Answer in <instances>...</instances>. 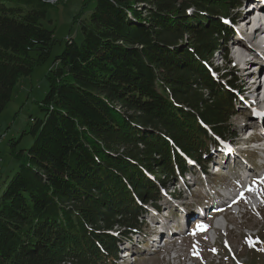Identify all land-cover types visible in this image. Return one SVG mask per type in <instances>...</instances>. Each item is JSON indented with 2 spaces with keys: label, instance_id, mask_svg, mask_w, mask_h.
<instances>
[{
  "label": "trees",
  "instance_id": "obj_1",
  "mask_svg": "<svg viewBox=\"0 0 264 264\" xmlns=\"http://www.w3.org/2000/svg\"><path fill=\"white\" fill-rule=\"evenodd\" d=\"M59 1L0 0V114L59 41L42 22ZM241 1L96 0L78 16L83 39H66L44 116L24 130L33 143L10 140L18 165L0 183V264H118L113 232L142 229L158 183L234 132L237 77L215 80L209 60L228 55L225 19Z\"/></svg>",
  "mask_w": 264,
  "mask_h": 264
},
{
  "label": "rangeland",
  "instance_id": "obj_2",
  "mask_svg": "<svg viewBox=\"0 0 264 264\" xmlns=\"http://www.w3.org/2000/svg\"><path fill=\"white\" fill-rule=\"evenodd\" d=\"M95 5L96 0H60L48 10L46 17L43 19L42 22L46 27L54 29L55 36L59 41L53 47L52 53L45 63L37 66L31 75L21 78V81L15 87L13 98L0 114V171H3V173L0 174L1 185L5 184V180L8 179L7 175H11L18 165V162L13 160L10 154V140L12 138H20L24 134V130L29 129L32 117L44 116V111L39 107V101L44 97L49 87L47 73L55 64L56 55L61 53L64 49L66 39L72 37L78 43L82 41L83 33L78 16H81V18L88 17ZM234 10L231 11L234 12ZM81 11L83 12L81 13ZM237 16H239V14H237ZM225 23L231 26V21L228 22L227 18L225 19ZM248 26L246 22L242 23L241 30L243 32H248ZM223 44L225 47L230 48L231 54H229V57L231 56V61H226L228 55L226 56L225 51H220L216 52L209 62L213 64L211 69L215 80H222L221 82L227 83L226 81H228L232 73L237 77L236 83L239 85L236 90L238 93V106L236 107L235 115L231 118V123L234 130V141L242 144L241 141L244 140L245 135L243 134L242 126L246 125V121L248 120L247 124L251 123V118H249L251 116L246 110L248 101L252 100L251 95H248V92L250 93L251 87H249V85L251 83L246 84L244 79L247 73L246 70L241 69L240 66L236 64V61H234L232 55L233 48L230 47V41L224 42ZM256 57L259 59V56ZM246 60L244 61H246L252 69L256 68L255 66L257 65L255 64L257 63L255 61L250 62L247 56ZM253 65H255V68ZM226 72L228 75L227 77ZM259 96H261V94L257 93L253 96V99L256 100ZM254 119L257 118L254 117ZM246 127L250 128V125ZM33 140L34 138L30 133L24 134L18 147H29L33 143ZM234 146H236V144H234ZM243 146L245 145L243 144ZM227 149L229 151L231 150V148H226V150ZM250 155L251 153H248V157ZM215 157H217L218 162L225 165V167L223 168L217 164L218 166L213 168V170L216 171L219 167L221 174L215 173L210 175L209 179H223L224 184L230 183L231 177L236 175L234 171L237 170V167H240L239 162H242L240 155H234L232 153V157H230L227 162L224 158H220L219 153H217ZM200 175L199 177H201ZM201 183L202 184H192L190 182L189 187L193 192L190 194L191 196L182 189L180 199H173V202L170 204L172 212H186L188 216V228L183 237V245H181L178 259H175L172 253H170L174 245L170 246L168 251L162 253H151L143 251L142 249L139 250V245L142 241H137L136 238L150 231V229L143 224V229L138 230L136 233H130L131 235H122L119 233V230L113 232L116 236L121 237L124 244H130L135 249L137 261L135 263L128 261L126 264H264V195L261 200L253 203L251 202L248 205L244 204L241 211L245 212V214L242 218H240L241 214L236 215L232 213L231 219H233V224H230L226 229L219 230L217 233L219 239L213 246L215 237L212 236L213 232L207 230V225H211L212 227L213 220L207 219L203 225L197 226L196 224L198 221L194 220V217L191 216L192 212L187 206V204L201 201L214 195L215 188L211 183L205 184L204 181H201ZM232 183L235 184L234 182ZM158 185L160 186L159 183ZM176 187L179 186L177 185ZM172 188L173 186L170 187V190ZM162 191H164V189H162L161 192ZM169 196L170 194L167 191L166 194H162L163 204L167 203L165 199L171 201ZM214 203L216 204L217 202H213L211 205ZM257 205L261 208L256 209ZM171 210L169 214L172 213ZM147 225L151 226L149 222ZM178 228L182 229L183 225L181 224ZM149 247L148 245L147 248ZM213 253H215L216 256H214ZM123 260L124 256L122 255L116 262L121 264Z\"/></svg>",
  "mask_w": 264,
  "mask_h": 264
},
{
  "label": "bare ground",
  "instance_id": "obj_3",
  "mask_svg": "<svg viewBox=\"0 0 264 264\" xmlns=\"http://www.w3.org/2000/svg\"><path fill=\"white\" fill-rule=\"evenodd\" d=\"M242 23H245V20L244 21H242V20H240L239 22H237V21H235L234 23L233 22H231V26H232V28H234V29H236L238 32H239V34L240 35H243V31L241 30L242 29ZM248 25L251 23V21H249V22H246ZM258 31V30H257ZM256 31V34H254V36H253V39H252V41L254 42L255 41V46L256 47H258L254 52H253V54L255 55V54H257V55H259L260 57H261V60H263L264 61V37H260L259 35H261L262 34V32L263 31H261V32H257ZM262 36V35H261ZM241 41H242V43H243V45L245 46L244 48L245 49H243V50H240L239 52H238V55H237V57L236 56H234V61H236V64L237 65H240V68L241 69H243V70H246V75H245V77H244V79H245V81H246V84L248 83H251L250 85H249V87H251L252 85L255 87H252V88H254L253 90L255 91V95L258 93V94H261V96H263L264 97V91H262V90H260L261 89V85L259 84V86L257 85V83L254 81V78L257 76V72H254V71H251L252 70V67L249 65V64H247V60H246V56L247 57H249L248 56V54H249V51L251 52V50H248L246 47L247 46H250L251 44H252V42H249L248 40H244V38H241L240 39ZM251 43V44H250ZM250 44V45H249ZM253 45V44H252ZM262 48V50H261V48ZM229 49V48H228ZM247 49V50H246ZM250 49H251V47H250ZM244 60H246V61H244ZM251 61H253L252 59L250 60V62ZM263 61L261 62H259V63H261V65H263ZM256 65H258V63L256 64ZM252 74V75H251ZM253 76V77H252ZM252 77V79L250 80V78ZM259 77H261V75L259 76ZM258 77V78H259ZM261 82V81H260ZM248 95H251V98H252V100H250V101H248V103H247V108H246V110L248 111L247 113L248 114H250V116H251V114L252 115H254V117L255 118H257V121H259V122H261V123H263V121H264V108L262 109V111L260 110V112H258L257 114H256V112H255V107H257L258 108V103L260 102V100H259V98L258 99H256V100H254L253 99V96H255V95H253L252 93H251V91H250V93L248 92ZM259 101V102H258ZM247 115V114H246ZM249 118H251V117H249ZM246 120V119H245ZM251 120V119H250ZM249 121V120H248ZM248 121H246V125H244V126H247V123H248ZM244 126H242V129L244 128ZM227 151L229 152V154L232 156V153L234 154V155H236V154H238L237 152H230L228 149H227ZM210 158H212V157H210ZM257 165H258V167L262 170V172L264 173V163H263V161L262 160H260V163L258 162L257 163ZM243 173H245V172H243ZM246 184H247V182H246ZM173 186V184H170V187H172ZM170 187H168V189H167V192L171 195L172 194V192H173V188L170 190ZM228 190V189H227ZM233 191V190H232ZM220 195H222L221 193H220ZM223 197L224 198H227L226 200H231V199H229L228 197H227V194H223ZM162 200H163V197H162ZM243 201V203L244 204H248V203H250V200H245V199H243L242 200ZM253 203V202H252ZM191 210V209H190ZM170 213V212H169ZM168 213V214H169ZM245 214V212L243 213V215ZM230 218H231V216H230ZM187 220V217H185V219H183V221H186ZM183 225V224H182ZM143 229V228H142ZM183 230V228L182 229H180V228H178L177 230H175V231H173V232H178V231H181L180 233L181 234H183L184 232H185V230L184 231H182ZM168 240V239H167ZM167 244V243H166ZM183 245V244H182ZM170 255V254H169ZM172 259V258H171Z\"/></svg>",
  "mask_w": 264,
  "mask_h": 264
},
{
  "label": "snow or ice",
  "instance_id": "obj_4",
  "mask_svg": "<svg viewBox=\"0 0 264 264\" xmlns=\"http://www.w3.org/2000/svg\"><path fill=\"white\" fill-rule=\"evenodd\" d=\"M203 227V226H202Z\"/></svg>",
  "mask_w": 264,
  "mask_h": 264
},
{
  "label": "water",
  "instance_id": "obj_5",
  "mask_svg": "<svg viewBox=\"0 0 264 264\" xmlns=\"http://www.w3.org/2000/svg\"><path fill=\"white\" fill-rule=\"evenodd\" d=\"M53 1V0H52Z\"/></svg>",
  "mask_w": 264,
  "mask_h": 264
}]
</instances>
